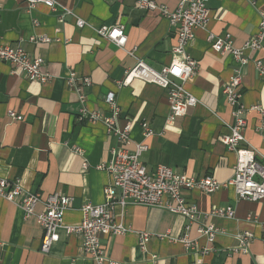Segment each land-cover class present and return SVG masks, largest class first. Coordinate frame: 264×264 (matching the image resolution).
Segmentation results:
<instances>
[{"label":"crops","instance_id":"crops-1","mask_svg":"<svg viewBox=\"0 0 264 264\" xmlns=\"http://www.w3.org/2000/svg\"><path fill=\"white\" fill-rule=\"evenodd\" d=\"M56 1L55 11L40 4L27 11L25 0H0V43L41 58L42 71L51 77L44 84L30 82L24 75L12 74L9 65L0 64V178L38 194L36 214L42 212L47 197H68L70 206L62 224L77 226L83 205L104 202L109 176L103 167L116 141L102 121H89L88 115L108 116L112 109L105 99L110 93L117 107L115 127L132 125L128 150L132 153L136 145L146 146L140 162L147 170L165 166L190 178L211 176L220 183L229 182L236 156L217 137L229 134L232 112L237 110L246 122L247 147L264 166V117L260 113L264 111V81L255 68L256 61L264 63V49L244 51L249 62L240 67L242 97L231 109L223 88L233 76L234 62L229 55L215 53L207 41L210 33L219 38L228 34L232 46L242 49L257 33L264 0L207 1V24L195 32L187 47L198 70L184 87L198 104L172 124L167 123L165 90L140 80L123 86L122 80L137 61L155 70L170 65L176 28L158 10H138L136 0ZM152 1L171 10L179 2ZM77 20L85 23L84 28H77ZM115 25L124 27L128 39L124 48L95 33L102 26ZM44 37L49 43L31 41ZM72 73L82 104L67 83ZM84 79L89 80L88 86ZM9 111L22 120H11ZM142 125L147 126L148 135ZM184 197L196 205L199 223L217 230L212 242L198 235L193 225L188 235L194 246L186 250L180 242L187 225L183 217L157 207H115V220L127 231L102 237L107 258L114 264H193L197 260L201 264H264V200H240L232 188H220L211 195L194 190ZM213 208H231L234 216L215 218L210 214ZM58 233L59 241L42 254L43 232L35 219L0 201V264H94L83 256L79 236L67 235L62 228ZM143 233L149 239L141 247L138 240ZM244 233L254 238L247 252L241 253L237 236Z\"/></svg>","mask_w":264,"mask_h":264},{"label":"built area","instance_id":"built-area-1","mask_svg":"<svg viewBox=\"0 0 264 264\" xmlns=\"http://www.w3.org/2000/svg\"><path fill=\"white\" fill-rule=\"evenodd\" d=\"M208 0H179L175 9L157 5L152 0H136V8L142 11L158 10L161 16L171 27L176 28V43L171 50L172 60L170 65L155 70L143 61H137L136 65L125 73L122 80L123 86H128L133 80L145 81L154 84L166 91V101L169 107L167 123L172 124L178 118L184 117L188 111L198 104V100L185 89V83L195 77L198 64L193 60L187 47L194 41L195 32L203 29L208 21L209 9L206 8ZM27 11H31L36 5H44L50 10L57 8L56 0H25ZM77 28H84L85 23L76 21ZM95 33L116 45L119 48L126 46L127 37L124 27L115 25L112 27L102 26ZM32 42L42 44L49 43L48 38L39 40L31 39ZM207 41L211 49L221 55L231 56L233 76L224 86L223 94L225 102L231 109L238 105L242 93V77L240 67L245 65L247 58L244 51H261L264 49V13L260 14L257 33L249 39L241 49L232 46L231 37L228 34L223 37H215L208 34ZM4 63L11 67L12 74L24 75L30 82L40 84L48 83L51 77L42 71L43 60L39 57H30L20 48H13L9 44L0 43V64ZM258 75L264 81V63L260 60L255 62ZM75 75L72 73L67 80L69 86L75 89L77 95L80 89L75 86ZM84 85H89V80L84 79ZM82 104L83 96L78 95ZM105 103L111 107L112 112L108 116L93 114L88 115L89 121L100 120L103 122L106 132L113 136L116 147L112 149L111 159L103 169L108 173L109 180L103 189L104 202L100 205L86 203L81 208V221L77 226H63L64 212L70 206V198L58 195L47 197L41 213H35V207L41 198L38 194L32 195L26 192L18 182L11 183L0 178V201L11 203L21 208L27 218L33 217L43 232L40 252L48 254L53 244L59 241L58 231L62 228L67 235H77L81 238V250L85 258L94 264H114L107 258L101 239L104 236H116L123 234L127 228L117 222L114 217V208L125 210L129 206L157 207L168 211L176 216L183 217L187 225L185 234L180 240L186 250L194 246L189 239L191 227L196 226V232L200 236H206L209 242L214 240L217 230L211 225L199 223L198 209L196 205L189 204L184 197L185 192L200 191L211 195L220 188H232L240 200L259 202L264 200V166L256 160L253 149L247 147L243 132L246 128L242 111L232 112V124L228 126V135H220L217 141L227 147V150L236 156L234 176L229 182L220 183L211 176L190 178L174 172L171 168L158 166L154 169L147 168L140 162L141 155L146 151L144 144L136 145L133 152H129L131 142L130 132L132 125L126 124L124 128L115 127L117 107L112 93L108 94ZM257 110L258 107H252ZM264 117V111L261 110ZM8 117L14 121H21L22 116L9 111ZM145 135L149 130L142 125ZM83 168L87 169L86 163ZM210 214L215 218L230 219L234 216L233 209L213 208ZM264 223V217L263 221ZM251 233L237 236L238 250L246 253L249 244L253 240ZM149 235L143 233L139 237V245L143 247L148 241ZM264 254V237L261 238ZM193 264H201L200 260Z\"/></svg>","mask_w":264,"mask_h":264}]
</instances>
